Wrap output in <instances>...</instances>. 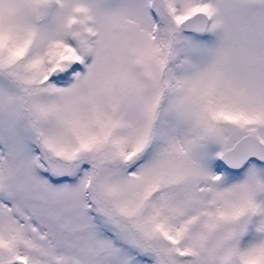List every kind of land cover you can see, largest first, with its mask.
<instances>
[{"label": "snow or ice", "instance_id": "obj_1", "mask_svg": "<svg viewBox=\"0 0 264 264\" xmlns=\"http://www.w3.org/2000/svg\"><path fill=\"white\" fill-rule=\"evenodd\" d=\"M0 264H264V0H0Z\"/></svg>", "mask_w": 264, "mask_h": 264}]
</instances>
